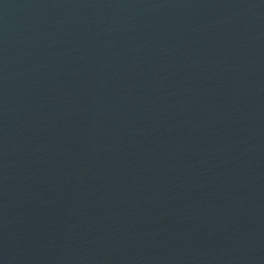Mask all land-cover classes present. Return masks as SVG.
I'll return each mask as SVG.
<instances>
[{"label": "water", "instance_id": "1", "mask_svg": "<svg viewBox=\"0 0 264 264\" xmlns=\"http://www.w3.org/2000/svg\"><path fill=\"white\" fill-rule=\"evenodd\" d=\"M0 264H264V0H0Z\"/></svg>", "mask_w": 264, "mask_h": 264}]
</instances>
